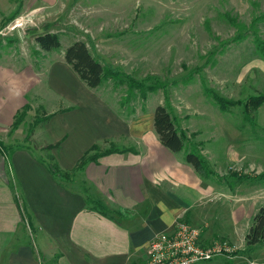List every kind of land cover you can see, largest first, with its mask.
Here are the masks:
<instances>
[{"label": "rangeland", "instance_id": "obj_1", "mask_svg": "<svg viewBox=\"0 0 264 264\" xmlns=\"http://www.w3.org/2000/svg\"><path fill=\"white\" fill-rule=\"evenodd\" d=\"M16 21L20 24L14 27ZM44 32L58 35L59 49H39L35 37ZM257 40L264 42V0H0V59L18 71L20 80L31 82L25 120L13 138L0 133L4 146H23L12 156L0 149L13 193L25 202L26 187L53 180L46 165L69 168L68 157L75 155L79 140L85 146L88 132V139L103 141L98 133L105 105L85 101L94 97L110 106L107 114L115 119L139 117L144 123L168 102L178 129L213 172L208 180L246 185V176L264 174V103L251 110V101L264 95V58ZM75 41L113 69L97 88H88L64 61V51ZM139 83L160 86L149 93ZM206 89L226 98L230 110L220 111ZM78 95L85 105L67 98ZM68 106L74 109L53 116L30 143L22 144L37 108L41 113ZM64 135L58 147L41 149ZM257 183L264 185V179ZM256 206H264V200ZM254 214L236 220L226 209L218 222L208 219L207 234L229 239L217 240L237 254L232 262L221 254L200 264H241L247 258L264 264V242L252 248L244 243Z\"/></svg>", "mask_w": 264, "mask_h": 264}, {"label": "crops", "instance_id": "obj_2", "mask_svg": "<svg viewBox=\"0 0 264 264\" xmlns=\"http://www.w3.org/2000/svg\"><path fill=\"white\" fill-rule=\"evenodd\" d=\"M17 72L0 59V133L6 138L14 137L31 109L25 101L31 82L20 80ZM67 98L86 104L79 95ZM85 101L105 105L98 133L103 141L88 139L90 132L84 137V147L79 140L75 155L68 157L70 167L61 169L56 164L68 175L66 179L55 178L46 165L53 180L26 187L25 202H21L13 193L0 157V264H142L150 240L171 231L176 221L200 228L201 241L207 245L217 239L227 240L207 234L208 219L218 222L226 209L236 220L237 216L245 218L264 200V185L258 184L255 176H248L246 185L241 181L226 185L223 178L208 180L186 163L184 151L172 153L160 144L152 120L144 123L139 117L121 115L115 119L107 114L111 108L105 101L96 97ZM24 108L23 120L10 134L16 115ZM40 109L22 144L30 143L53 116L74 108L41 113ZM30 128L33 130L28 135ZM109 129L116 130L114 135L108 134ZM66 137L41 149L58 147ZM5 145L10 149L8 156L23 148L21 144H15L21 146L14 149ZM93 146L99 151H117L77 169ZM88 200L101 202L111 217L90 210ZM234 257H229V262Z\"/></svg>", "mask_w": 264, "mask_h": 264}, {"label": "trees", "instance_id": "obj_3", "mask_svg": "<svg viewBox=\"0 0 264 264\" xmlns=\"http://www.w3.org/2000/svg\"><path fill=\"white\" fill-rule=\"evenodd\" d=\"M256 42L258 53L264 58V42ZM35 42L39 49L44 52H51L59 49L60 42L58 35L55 33L44 32L35 37ZM64 61L72 69V71L78 76V78L88 87L97 88L101 85L102 80L106 77H111L112 70L102 64V62L97 59L87 48L86 44L82 41H75L64 51ZM147 88L149 93L155 92L160 85H143L139 83L137 87ZM146 92H141L142 98L146 95ZM206 96L212 100V102L218 107V109L224 113L228 112V106L231 103L224 97L217 94L215 91L206 89ZM166 101H168L167 95L165 96ZM264 103V95L254 98L251 101V110L261 106ZM249 108L245 106V110ZM168 107V102L166 105H159L155 108L152 122L153 128L160 144L172 153H180L184 151L185 161L193 167V169L200 175L206 177L209 174H213L210 171L209 165L205 158L200 154L199 149L192 145L185 133L179 130L176 124L175 117L171 115ZM27 108L18 112L15 117L13 128L15 129L17 125L23 120ZM35 126V123L32 127ZM33 128L29 129L28 135L31 134ZM19 148L20 146H15ZM6 149V153L9 152L6 146L0 143V149ZM117 151L116 148H109L104 151H99L97 146H93L79 161L77 169H81L88 162H95L98 157L111 154ZM47 169L50 173L57 179H66L67 174L60 172V170L53 164H49ZM243 179H248L246 176ZM257 180H263L264 174L256 177ZM89 209L96 211L102 216L111 217L109 211L101 204L99 201L88 200ZM264 242V206H260L255 212L252 220V225L250 226L248 232L244 237V243L247 248H252L260 243ZM237 254V252H236Z\"/></svg>", "mask_w": 264, "mask_h": 264}, {"label": "built area", "instance_id": "obj_4", "mask_svg": "<svg viewBox=\"0 0 264 264\" xmlns=\"http://www.w3.org/2000/svg\"><path fill=\"white\" fill-rule=\"evenodd\" d=\"M19 24L20 21H16L14 27ZM236 252V248L221 240L203 244L200 228L178 220L171 231L156 234L150 240L142 264H200L210 262L221 254L234 257ZM242 264L259 263L247 258Z\"/></svg>", "mask_w": 264, "mask_h": 264}]
</instances>
